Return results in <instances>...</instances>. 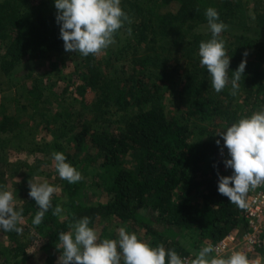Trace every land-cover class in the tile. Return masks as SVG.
I'll list each match as a JSON object with an SVG mask.
<instances>
[{"label":"trees","instance_id":"trees-1","mask_svg":"<svg viewBox=\"0 0 264 264\" xmlns=\"http://www.w3.org/2000/svg\"><path fill=\"white\" fill-rule=\"evenodd\" d=\"M174 3L178 4L176 11H162ZM209 7L218 12V22L227 25L220 38L231 57L230 79L245 59L243 54L249 53L236 95L230 94V84L220 93L209 89L205 80L209 73L200 65L199 44L212 38L211 31L198 32L208 24L205 13ZM121 8L131 21H125L122 28L130 29L131 36L117 52L131 56L129 69L108 76L101 60L91 54L81 55L77 65L84 87L99 95L100 116L116 107L121 126L114 131L85 121L78 131L70 130V141L76 143L77 150L86 144L97 150L107 176L103 186L109 199L85 201L82 195L88 184L83 175L74 184L59 177L67 202L61 213L64 219L52 214L60 204L52 197V208L41 224L34 225L39 208L25 194L20 210L27 219L24 229L35 248L43 241L36 250L51 254L59 234L69 231L70 224L88 217L94 228L102 220L116 218L142 230L151 247L163 244L182 258L194 259L193 254L202 247L216 245L235 230L245 233L247 228L244 208L218 192L219 176H228L221 156L224 144L218 134L239 119L264 110V45L251 34L257 32L254 26L264 29V14L252 24L244 0H121ZM56 16L55 0H0L1 70L10 74L28 56L63 52ZM179 70L183 71L179 99L186 106L168 116L161 82ZM235 101L241 105H233ZM1 117L0 153H5L8 136L18 123L14 116ZM51 149L62 152L66 162L80 172L79 161L64 144L55 141ZM127 156L132 157L133 168L125 164ZM5 177L1 171L3 185ZM4 232L16 245L17 255L25 254L32 245L23 243L15 231ZM2 258L0 264H8L5 252L0 253Z\"/></svg>","mask_w":264,"mask_h":264},{"label":"rangeland","instance_id":"rangeland-1","mask_svg":"<svg viewBox=\"0 0 264 264\" xmlns=\"http://www.w3.org/2000/svg\"><path fill=\"white\" fill-rule=\"evenodd\" d=\"M244 1L249 7L252 24H256L257 16L264 14V0ZM177 9L178 4L174 3L163 7L162 11H176ZM254 27L257 28V32L252 31L251 34L254 39L264 45V29ZM124 28L114 34V43L97 55L105 73L111 77L121 74L122 69L128 70L130 67L131 56L129 55L128 58L124 53L121 55L117 52L131 36L129 30ZM198 32L209 33L208 24L200 26ZM3 53V50H0V118L5 114L14 116L18 125L15 127L17 130L8 136L9 142L5 145V153H0V172L4 171L6 174V185H3L4 181H0V188L13 192L16 210L20 212L22 198L30 192L29 180L33 177H40L39 182L46 180L49 184L59 188V192L53 197L59 200V206L64 211V207H67L66 196L59 183V174L52 160V153L55 150L51 149V144L57 141L64 144L69 152L74 153L79 161L80 173L88 184L83 192V199L88 202L107 201L109 197L103 186V179L107 176L100 165L102 161L97 150L90 144L77 150L76 143L70 141L72 135L70 130L78 131L83 122L89 121L94 127L109 126L111 130L116 131L121 126L120 113L116 107H111L103 117L100 116L102 111L97 108L99 95L96 91L84 87L80 79V71L77 70L81 55L64 50L41 58L28 56L10 74H6L1 70ZM182 76L183 71L179 70V73L176 72L161 82L164 106L168 116L175 115L178 110L181 111L186 106L184 101L179 99ZM205 80L209 89L217 93L211 86L209 74ZM239 103L235 101L233 105L239 107L241 105ZM221 156L225 161L230 159L227 148L224 147ZM125 164L129 168L134 167L131 156L125 157ZM224 171L228 176L233 174L232 169L225 168ZM198 200L200 198L196 201ZM26 224L27 219L24 217L23 221L17 224V227L23 229L19 236L23 243L32 244L31 235L24 229ZM121 227L129 233L134 232L140 240L150 245V239L142 230L116 218L102 220L94 226V229L99 240L102 241L103 239H118V229ZM239 232L241 231L235 230L233 233L239 236L241 235ZM42 242H39L36 248L33 244L28 246L25 254L17 255L14 251L16 245L0 228V253L5 252L9 256L8 264L22 263L25 258H27L25 264H58L61 252L57 248L51 254L36 250ZM204 244L208 245L207 242ZM230 255L222 257L227 258ZM249 257L253 261L250 264H264L262 253H255ZM3 259L0 261L3 262Z\"/></svg>","mask_w":264,"mask_h":264},{"label":"clouds","instance_id":"clouds-1","mask_svg":"<svg viewBox=\"0 0 264 264\" xmlns=\"http://www.w3.org/2000/svg\"><path fill=\"white\" fill-rule=\"evenodd\" d=\"M55 8L65 51L85 57L98 55L107 49L114 43V34L124 22H131L121 8V0H55ZM205 15L212 38L199 44L200 65L207 69L211 86L217 93L230 84V94L236 95L249 53L243 54L245 59L232 72L230 79L231 57L227 54L224 40L220 38L227 25L218 22L219 14L214 8L209 7ZM218 136L230 156L224 162L225 166L233 170L231 176H219L218 192L244 208V196L250 187L255 188L264 182V110L239 119ZM216 143L219 145L220 140ZM52 160L61 179L71 184L83 179L82 174L66 162L62 152H53ZM40 180V177H33L28 182L29 196L39 208L33 220L37 226L52 208L53 195L59 192V188ZM15 203L13 192L0 188V228L22 234L23 229L17 224L23 221V217L16 210ZM62 212L63 208L57 205L52 214L63 220ZM89 225L90 218L84 217L70 224L69 231L59 234L56 248L61 255L58 264H121V261L123 264H250L242 252H233L227 258L212 255L218 250L211 245L194 253V259L182 258L175 250H166L163 244L151 247L124 227L118 229V239L100 241L96 230Z\"/></svg>","mask_w":264,"mask_h":264},{"label":"built area","instance_id":"built-area-1","mask_svg":"<svg viewBox=\"0 0 264 264\" xmlns=\"http://www.w3.org/2000/svg\"><path fill=\"white\" fill-rule=\"evenodd\" d=\"M243 216L247 224L245 233L238 236L232 232L221 242L212 245L218 250L214 252L215 255L226 256L241 247L245 256L255 253L264 255V182L255 188L250 187L245 197Z\"/></svg>","mask_w":264,"mask_h":264},{"label":"crops","instance_id":"crops-1","mask_svg":"<svg viewBox=\"0 0 264 264\" xmlns=\"http://www.w3.org/2000/svg\"><path fill=\"white\" fill-rule=\"evenodd\" d=\"M237 252H242V253H243V252H244V248H242V247L239 248ZM251 255H253V254H251ZM247 258H248V260H249L250 262H253L252 260H250L249 255L247 256ZM254 262H255V261H254Z\"/></svg>","mask_w":264,"mask_h":264}]
</instances>
